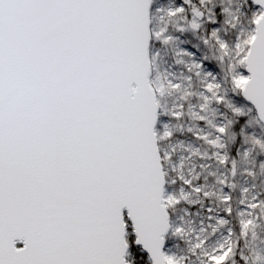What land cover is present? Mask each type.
I'll use <instances>...</instances> for the list:
<instances>
[{
  "label": "snow or ice",
  "instance_id": "6c2138e0",
  "mask_svg": "<svg viewBox=\"0 0 264 264\" xmlns=\"http://www.w3.org/2000/svg\"><path fill=\"white\" fill-rule=\"evenodd\" d=\"M257 167L264 0H0V264H264Z\"/></svg>",
  "mask_w": 264,
  "mask_h": 264
},
{
  "label": "rangeland",
  "instance_id": "374dc122",
  "mask_svg": "<svg viewBox=\"0 0 264 264\" xmlns=\"http://www.w3.org/2000/svg\"><path fill=\"white\" fill-rule=\"evenodd\" d=\"M174 2V0H163L164 6H171V4ZM225 2L227 3V0H225ZM154 23L155 24H159L160 23V19L159 17H156L154 19ZM181 39L183 40H190L192 42H198L197 41V36L193 35L192 33H186ZM176 45H168V46H163L159 49V61H158V66H157V71L159 72V74L161 76H166L169 72L172 71H176L177 69L174 66V62H173V57H174V50H175ZM202 52H204L205 54L211 55V51L207 50V49H202ZM164 101L167 103H171L175 97H169V96H165ZM215 114L210 112L209 114V119L211 120H215ZM185 123H191L190 121H185ZM181 139H185L188 140L190 139V137H181ZM239 166L241 168H248L253 166V160L252 158H248V159H241L239 161ZM257 182L260 183L262 181H264V172H261L259 167H257ZM242 183V181H241ZM237 195H239V190H237ZM179 212V210H178ZM197 225H192V227H196ZM253 228V232L252 235L249 236L248 239V249L250 251H258L261 248H264V225L261 226H257L255 224L252 225ZM183 249V245H181L180 248L175 249L176 251H181Z\"/></svg>",
  "mask_w": 264,
  "mask_h": 264
}]
</instances>
